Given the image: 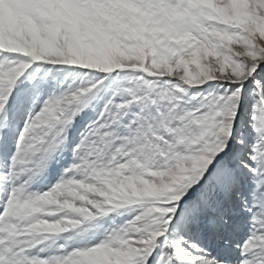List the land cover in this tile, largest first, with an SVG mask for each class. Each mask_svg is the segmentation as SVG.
<instances>
[{
  "label": "snow or ice",
  "instance_id": "snow-or-ice-1",
  "mask_svg": "<svg viewBox=\"0 0 264 264\" xmlns=\"http://www.w3.org/2000/svg\"><path fill=\"white\" fill-rule=\"evenodd\" d=\"M0 264H264V0H0Z\"/></svg>",
  "mask_w": 264,
  "mask_h": 264
}]
</instances>
